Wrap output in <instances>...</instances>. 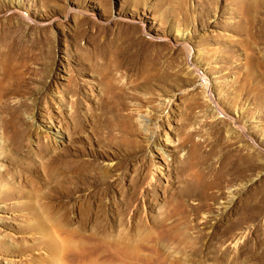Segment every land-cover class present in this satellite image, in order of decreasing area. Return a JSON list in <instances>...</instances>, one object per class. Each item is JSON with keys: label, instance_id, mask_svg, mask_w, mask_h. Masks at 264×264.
<instances>
[{"label": "rangeland", "instance_id": "374dc122", "mask_svg": "<svg viewBox=\"0 0 264 264\" xmlns=\"http://www.w3.org/2000/svg\"><path fill=\"white\" fill-rule=\"evenodd\" d=\"M18 263L264 264V0H0Z\"/></svg>", "mask_w": 264, "mask_h": 264}, {"label": "bare ground", "instance_id": "6f19581e", "mask_svg": "<svg viewBox=\"0 0 264 264\" xmlns=\"http://www.w3.org/2000/svg\"><path fill=\"white\" fill-rule=\"evenodd\" d=\"M190 49H191V48H190ZM209 94H210V93H209ZM52 134H53V133H52ZM47 135H48V134H47ZM52 137H53L54 141L56 140L55 142H57V139L59 138V134H58V133H57V134L54 133ZM24 203H25V202H24ZM23 220H24V219H23ZM25 221H26V220H25ZM14 241H15V240H14ZM14 261H15V260H14ZM18 262H19V261H18ZM16 263H17V262H16ZM18 264H19V263H18Z\"/></svg>", "mask_w": 264, "mask_h": 264}]
</instances>
